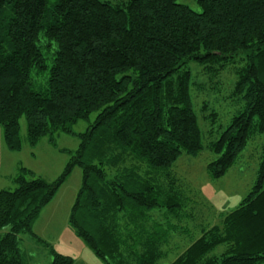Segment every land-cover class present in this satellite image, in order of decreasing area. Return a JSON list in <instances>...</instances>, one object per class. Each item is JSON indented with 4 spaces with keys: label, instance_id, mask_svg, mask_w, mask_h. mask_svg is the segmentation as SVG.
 I'll list each match as a JSON object with an SVG mask.
<instances>
[{
    "label": "trees",
    "instance_id": "trees-1",
    "mask_svg": "<svg viewBox=\"0 0 264 264\" xmlns=\"http://www.w3.org/2000/svg\"><path fill=\"white\" fill-rule=\"evenodd\" d=\"M197 3L200 14L177 0H0L7 148L22 150V118L31 147L59 133L80 139L57 181L28 179L33 173L23 169L14 191H0V230L9 227L0 264H28L20 235L34 236L75 167L83 183L69 224L105 264H164L178 235L190 239V230L166 223L188 201L175 164L205 150L187 65L213 75L245 61L231 95L243 109L209 146L218 157L207 166L211 180L264 135V0ZM78 122L88 124L85 133L73 131ZM196 227L197 238L170 264H264V145L248 196L220 223ZM51 252V264H74Z\"/></svg>",
    "mask_w": 264,
    "mask_h": 264
},
{
    "label": "rangeland",
    "instance_id": "rangeland-1",
    "mask_svg": "<svg viewBox=\"0 0 264 264\" xmlns=\"http://www.w3.org/2000/svg\"><path fill=\"white\" fill-rule=\"evenodd\" d=\"M177 3L197 14L202 12L197 0H177ZM187 67L192 72L194 85L191 93L205 150L196 157L183 155L175 164L173 170L182 182L180 186L186 191L188 201L179 220L167 219L166 223L178 226L180 233L190 230V239L194 240L199 233L196 226L220 223L221 215L234 211L252 191L263 157L264 135L257 134L248 142L226 176L211 180L207 166L218 157L209 146L219 139L233 117L243 109V103L231 95L245 61L238 57L213 75L197 62L189 63ZM95 118L96 115H92L90 123ZM20 126L23 146L19 152L7 148L3 129H0V191H14V179L23 169L33 173V176L28 175V179L41 178L50 183L57 181L80 146L79 137L59 133L53 137V141L44 138L36 147H31L25 118L21 119ZM87 128L86 122H78L73 126V131L79 135L85 133ZM82 183L83 171L75 167L52 202L42 210L32 229L34 236L20 235V247L28 264H51L54 260L51 251L71 258L74 264H105L69 224ZM8 232L9 227L0 230V239ZM190 239L184 241V236L178 235L172 241L173 245L169 248L172 253L164 264H170L191 243ZM175 244H179L177 250Z\"/></svg>",
    "mask_w": 264,
    "mask_h": 264
}]
</instances>
